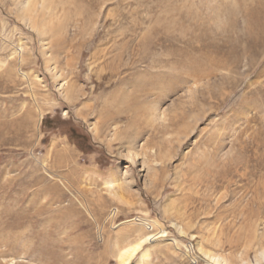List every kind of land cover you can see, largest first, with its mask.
Listing matches in <instances>:
<instances>
[{"label": "rangeland", "instance_id": "rangeland-1", "mask_svg": "<svg viewBox=\"0 0 264 264\" xmlns=\"http://www.w3.org/2000/svg\"><path fill=\"white\" fill-rule=\"evenodd\" d=\"M135 244L264 264V0H0V264Z\"/></svg>", "mask_w": 264, "mask_h": 264}, {"label": "bare ground", "instance_id": "bare-ground-1", "mask_svg": "<svg viewBox=\"0 0 264 264\" xmlns=\"http://www.w3.org/2000/svg\"><path fill=\"white\" fill-rule=\"evenodd\" d=\"M147 239H151V237H148ZM137 247H139L138 244H135V245H133L127 249L125 248V250L121 251L117 255L118 264H126L130 260V258L134 256L136 250L138 249Z\"/></svg>", "mask_w": 264, "mask_h": 264}]
</instances>
